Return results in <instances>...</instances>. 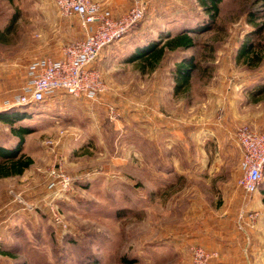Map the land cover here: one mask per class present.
<instances>
[{
	"label": "rangeland",
	"instance_id": "rangeland-1",
	"mask_svg": "<svg viewBox=\"0 0 264 264\" xmlns=\"http://www.w3.org/2000/svg\"><path fill=\"white\" fill-rule=\"evenodd\" d=\"M145 1L144 18L96 63L107 85L100 100L61 92L30 106L28 116L13 124L34 129L26 139L46 170L53 159L46 141L59 140L73 184L56 200L68 223L64 231L50 216L45 175L41 195L30 193L26 180L15 181L18 211L7 228L0 211L9 264H191L192 246L208 249L197 239L200 226L264 243V179L252 195L237 186L239 130L264 133V97L250 102L251 91L264 84V61L248 67L236 60L253 28L247 22L252 0H224L216 29L194 35L198 45L192 49L168 51L154 69L148 63L141 68L143 60L128 61L136 47L174 36L207 14L198 0ZM85 36L80 19L63 16L54 0H0L1 101L22 91L31 59L60 58ZM184 55L196 56L200 69L190 89L175 95L172 71ZM11 127L0 120V144H15ZM197 169L213 192L210 215L222 214V186L237 191L242 205L231 203L227 210L234 223L198 222Z\"/></svg>",
	"mask_w": 264,
	"mask_h": 264
},
{
	"label": "built area",
	"instance_id": "built-area-1",
	"mask_svg": "<svg viewBox=\"0 0 264 264\" xmlns=\"http://www.w3.org/2000/svg\"><path fill=\"white\" fill-rule=\"evenodd\" d=\"M54 2L63 16H77L80 19L86 36L68 44L58 59L43 57L35 60L22 91L11 99H0V110L41 104L61 92L75 98L100 100L107 91V85L96 63L109 45L124 38L144 18L147 9L145 0H133L127 11L116 16L104 8L101 0ZM110 114L115 116L114 108H110ZM238 142L242 158L237 186L246 196L252 195L264 179V133L244 126L238 132ZM46 144L53 154L52 163L45 171L50 191L47 207L54 223L66 231L68 223L56 200L71 190L73 178L59 150V140L50 138ZM15 196L31 208L20 195ZM191 254V264H210L218 256L217 251H210L202 245L192 246Z\"/></svg>",
	"mask_w": 264,
	"mask_h": 264
},
{
	"label": "trees",
	"instance_id": "trees-1",
	"mask_svg": "<svg viewBox=\"0 0 264 264\" xmlns=\"http://www.w3.org/2000/svg\"><path fill=\"white\" fill-rule=\"evenodd\" d=\"M223 1L224 0H198L207 14L206 18L189 28L183 29L174 36L168 35L163 41H151L147 44L137 46L128 61L138 62L143 60L141 68L144 69L145 64L148 63L154 69L162 61L168 51H187L196 47L198 42L194 35L202 34L217 28ZM247 22L253 25V28L247 32L246 37L242 40L236 60H243L246 66L255 67L259 66L264 61V53L261 51L263 50L264 52V0H252L251 7L247 11ZM199 69L200 63L194 55H184L182 59L178 61L172 71L175 95L190 89L193 74ZM55 96H57V94H55L54 97ZM251 96H253V100L250 102H257L264 97V84L257 85L255 89L251 91ZM30 106L32 105L11 107L0 113V120L12 125L11 131L16 137V142L12 146L0 144V177L21 175L34 163L32 157L22 153L26 136L33 133L34 129L29 125H22L19 127L13 126L15 122L25 119L28 116V108ZM2 248L0 244V251L7 253V251Z\"/></svg>",
	"mask_w": 264,
	"mask_h": 264
},
{
	"label": "crops",
	"instance_id": "crops-1",
	"mask_svg": "<svg viewBox=\"0 0 264 264\" xmlns=\"http://www.w3.org/2000/svg\"><path fill=\"white\" fill-rule=\"evenodd\" d=\"M101 2L103 3L104 8L111 10L116 16L121 15L123 12L127 11L130 8L129 0H101ZM119 44V42H115L109 45L106 48V52H108V50L111 48L113 49L119 46ZM40 58L42 57H34L28 62L26 66L27 80L29 69L32 63ZM5 110L8 109H1L0 113ZM31 140L32 139L30 136L27 137L25 142V148L22 152L23 154H27L28 156L32 157V159L34 160V163L31 165V167L21 175L0 177V211L2 217L1 224L3 225V228H7L9 226L12 217L16 214V211H18V205L17 203H15L16 199L14 195H12L15 194V181L26 180L27 186H29L28 191H30V193L32 194L39 193V195H41L45 191V184L43 178L45 175L46 166L43 165V162L41 161L40 157L30 151V147L33 144V140ZM50 162L51 161H49V163ZM194 172V175L199 177L198 183L194 187L195 199L198 200L200 203L199 210L201 215L199 216L198 222L203 225H213L215 223H234V217L227 215V213L229 212L227 210L228 208L232 207L231 203H235L236 205H242V203L238 199H236L237 191H234L231 188L228 189L226 188V186H222L219 191L223 194V200L226 201L222 214H218L217 216H214L213 214L210 215V212L214 211L213 206L210 204L212 202L211 194L213 192L211 189H206V185H204V183L202 182L203 179H201V176L203 175V171L201 169H197L194 170ZM210 172H212V169L210 170ZM178 174L179 176H184L181 172H179ZM29 197L30 199H36L33 198L34 196ZM208 197L210 198L208 199ZM229 200L230 207H227ZM202 210H204V212H202ZM198 230L199 236L197 239H199V241L207 243L208 250L218 252V256L213 258L210 264H264L263 242H256L253 239V243H249V241L241 239V237L237 238V234L230 233L229 231H227L226 228L215 229L213 226H200ZM235 237L237 239H235ZM0 244L2 245V242ZM7 260H9V253L0 251V264H9Z\"/></svg>",
	"mask_w": 264,
	"mask_h": 264
}]
</instances>
